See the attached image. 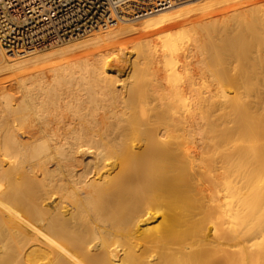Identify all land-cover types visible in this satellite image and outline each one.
<instances>
[{
	"label": "bare ground",
	"instance_id": "obj_1",
	"mask_svg": "<svg viewBox=\"0 0 264 264\" xmlns=\"http://www.w3.org/2000/svg\"><path fill=\"white\" fill-rule=\"evenodd\" d=\"M214 1L0 60V264H264V14Z\"/></svg>",
	"mask_w": 264,
	"mask_h": 264
},
{
	"label": "built area",
	"instance_id": "obj_2",
	"mask_svg": "<svg viewBox=\"0 0 264 264\" xmlns=\"http://www.w3.org/2000/svg\"><path fill=\"white\" fill-rule=\"evenodd\" d=\"M187 0H0V60L83 38Z\"/></svg>",
	"mask_w": 264,
	"mask_h": 264
},
{
	"label": "rangeland",
	"instance_id": "obj_3",
	"mask_svg": "<svg viewBox=\"0 0 264 264\" xmlns=\"http://www.w3.org/2000/svg\"><path fill=\"white\" fill-rule=\"evenodd\" d=\"M194 1H196V0H194ZM198 1V0H197ZM227 1H229L228 3H230V4H234L235 5V3H236V1H237V4L239 5V4H246L247 3V1L248 0H227ZM226 1V2H227ZM238 1H239V3H238ZM242 3H241V2ZM252 1H254V0H252ZM210 2V1H209ZM211 2H212V0H211ZM215 2H217V1H214L213 0V3H211L210 5H209V11L210 12H214L213 10L215 9V11L217 10L216 8L217 7H219L220 8V6H222L223 4L220 2V1H218L217 3L219 4V6H218V4L217 3H215ZM225 2V3H226ZM232 2V3H231ZM235 2V3H234ZM201 3V2H200ZM227 3V4H228ZM220 4H222V5H220ZM236 4V5H237ZM249 4V3H248ZM260 4V5H259ZM214 5V6H213ZM257 5V6H256ZM256 5H253L252 7V9L251 10H249L248 11V14H254L253 15V17H252V15L251 16H249L248 18H246V20H243L244 22L246 21V23H243V25L241 24V26H244V27H249V23H251L252 24V19L255 21L256 20V14H264V8H262V7H264V0H260V2H259V0H258V2L256 3ZM218 8V9H219ZM262 11V12H261ZM247 14V13H246ZM251 19V20H250ZM135 21H137V20H135ZM248 21V22H247ZM250 21V22H249ZM253 21V22H254ZM245 24V25H244ZM251 26V25H250ZM243 27V28H244ZM93 33V32H92ZM90 35V34H89ZM88 35V36H89ZM88 36H86V37H83V38H79V39H75V40H71V41H68V42H64V43H62V46H65V45H68V44H70V43H76V42H80V41H83V40H85V39H87L88 38ZM202 43H204L203 45H206V46H204V49L206 50V49H208V51L206 50L205 51V55H207V57H208V60H209V55H211L212 54V52L211 51H209V40H206V41H204L205 39H206V33L205 32H203V34H202ZM209 39V38H208ZM259 41V42H258ZM258 41H253L251 44L253 45V46H251V48H252V52H254L255 51V49L256 50H258L259 48H260V46H259V44H261L260 42H261V40H258ZM208 42V43H207ZM262 42H264V41H262ZM191 43V42H190ZM190 43H188L189 45H190ZM256 43V44H255ZM64 44V45H63ZM188 44H186L185 46L186 47H184L183 48V52L182 53H187V49L190 47ZM236 44V45H235ZM235 45V47L233 48V46ZM262 45H264V43H262L261 44V46ZM59 46H61V44H58L57 46H56V48L57 47H59ZM130 46V45H129ZM129 46H126V50H124L125 51V55H126V58H127V60H130V59H133L134 57H133V55H132V53H131V46L129 47ZM259 46V48H257ZM233 49H237V48H239L240 47V42H239V44L237 45V43H235V42H233L232 43V46H231ZM262 47H264V46H262ZM261 47V48H262ZM130 48V49H129ZM260 48V49H261ZM51 49H54V46H52L51 48L49 47V49H45V50H47V51H49V50H51ZM262 49H264V48H262ZM45 50L44 49H42V50H38V51H36V52H45ZM206 53H208V54H206ZM210 53V54H209ZM216 55H218V53L216 54ZM132 57V58H131ZM207 57H206V59H207ZM206 62H208L209 63V61H207L206 60ZM114 65V64H113ZM116 65V64H115ZM261 65H258V68L260 67ZM110 69V68H109ZM113 70V69H112ZM122 74H125V73H121L120 74V79H125L126 77H127V74H125V75H122ZM147 75V74H146ZM130 76V75H129ZM143 76H145V74L143 75ZM147 77L148 76H145L144 77V79H145V81H149L150 80V76H149V79L147 80ZM203 78V79H202ZM197 79L199 80V81H197ZM209 78H207V76L206 77H201V78H196V80L194 81V87H193V89H194V91L195 90H197V91H195L196 93L197 92H200L201 91V87H202V91L204 90V88H205V86L209 83V80H208ZM141 80H143V77H142V79ZM202 80V81H201ZM144 81V80H143ZM200 82V83H199ZM206 82H207V84H206ZM202 83V84H201ZM203 85V86H202ZM198 86V87H197ZM201 91V92H202ZM186 96L188 97V95H185V100L184 101H182L183 100V98L184 97H182V98H180V101L183 103V105L187 102L186 100Z\"/></svg>",
	"mask_w": 264,
	"mask_h": 264
}]
</instances>
